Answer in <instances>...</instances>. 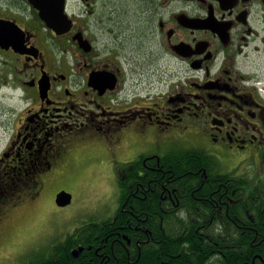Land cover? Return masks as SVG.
<instances>
[{"label":"flooded vegetation","instance_id":"1","mask_svg":"<svg viewBox=\"0 0 264 264\" xmlns=\"http://www.w3.org/2000/svg\"><path fill=\"white\" fill-rule=\"evenodd\" d=\"M81 158L120 204L73 227L76 264H185L237 234L264 264V0H0V255Z\"/></svg>","mask_w":264,"mask_h":264},{"label":"rangeland","instance_id":"2","mask_svg":"<svg viewBox=\"0 0 264 264\" xmlns=\"http://www.w3.org/2000/svg\"><path fill=\"white\" fill-rule=\"evenodd\" d=\"M89 163L88 158H81L74 167L59 176L52 187L53 191L49 193L48 201L40 208L41 217L39 215L36 219L40 222V237L34 240L28 236L21 239L17 244L20 251L0 255V264H30L32 254L37 252L35 248L48 249L53 244L64 241L74 226L84 221L108 219L116 214L120 204L117 177L109 173H96ZM60 190L72 194L71 203L65 206L57 204L54 194ZM30 217L23 219L24 224L30 222Z\"/></svg>","mask_w":264,"mask_h":264},{"label":"trees","instance_id":"3","mask_svg":"<svg viewBox=\"0 0 264 264\" xmlns=\"http://www.w3.org/2000/svg\"><path fill=\"white\" fill-rule=\"evenodd\" d=\"M198 150H193V151H189L190 153H197ZM196 160L197 159H193L191 164H194V166H196ZM180 163V162H179ZM228 174H223L221 175V181H223L225 179V177H227ZM236 185H240V184H245L248 183V180H246L244 178V176H237L236 180H235ZM191 212L196 211L197 207L193 206L191 209ZM118 223V220L112 222L110 220L108 221H103L102 225L99 223H94L90 225V228H92L93 230H99L101 229V227L103 226V228L105 227L106 229H110L112 226H115ZM74 236L75 235H68L67 238L64 241L58 242L53 244L52 246H50L48 249H41V252L34 253L32 254V258L30 260V264H76L78 261L76 260V258L73 256V249L78 246L77 245V240H74ZM237 234L235 237L234 242H232V240L228 239L227 236H221V238H219V244H220V249L222 250V252L220 251H216V247H212V240L210 239H201L199 241L195 242L193 241V251L189 254H187L186 256V263L185 264H208L209 261H211V259L213 258V263L211 264H246V258L249 256H246L247 251V245L249 247V241H242L239 242V240H241L242 238ZM175 246L173 247V250L175 251V253L177 252L178 248H179V240L175 241ZM232 242L235 243V249L230 248V243ZM123 243L125 246H128V243L126 240H123ZM168 243V241L165 242L164 239H161L159 241V243H156V245L154 246V248H156V250L160 255H162L161 257H165V251L164 250V246H166ZM197 243V244H196ZM207 249L210 250L209 253H207ZM213 249L215 250L213 252ZM146 251V250H145ZM147 253V252H145ZM27 264V263H26ZM147 264V263H144Z\"/></svg>","mask_w":264,"mask_h":264},{"label":"water","instance_id":"4","mask_svg":"<svg viewBox=\"0 0 264 264\" xmlns=\"http://www.w3.org/2000/svg\"><path fill=\"white\" fill-rule=\"evenodd\" d=\"M42 18L47 24L55 29L57 32L62 33L68 30L70 23L67 15L63 14H50L42 12ZM72 201V194L66 190H61L56 195V202L58 205L65 206ZM78 249H75V251Z\"/></svg>","mask_w":264,"mask_h":264}]
</instances>
